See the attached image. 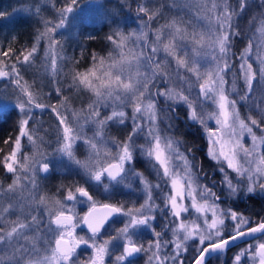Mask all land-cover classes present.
<instances>
[{"label":"snow or ice","instance_id":"obj_1","mask_svg":"<svg viewBox=\"0 0 264 264\" xmlns=\"http://www.w3.org/2000/svg\"><path fill=\"white\" fill-rule=\"evenodd\" d=\"M92 6L103 7L99 3ZM52 7L55 17L42 15L39 0L22 4L13 13L0 11V19L20 15L36 17L40 24L30 48L17 50L10 45L0 49V78L13 85L12 108L18 115V133L14 140L11 136L4 140L11 150L0 159L5 173L12 177L6 187L0 185V264H105L110 246L121 241L122 251L114 264H135L140 253L147 255L145 264H207L245 237L257 242L241 248L233 264H244V257L249 264H264V240L258 238L264 237V217L252 226L250 217L230 207L221 208V197L200 183L202 165L196 163L194 150L182 151V139L169 131L176 119V105L186 106L187 119L201 125L207 134V155L223 174L221 184L227 198H264V107L256 104L258 115L249 112L244 116L238 106L252 97L254 83L264 85V0L255 5L244 31L238 22L253 7L249 0H185L183 4L171 0L169 8L187 9L193 14L190 18L179 14L166 17L163 4L153 8L140 4L139 29L127 32L114 18L106 17L117 24L107 36L112 48L106 55L93 51L89 66L83 70L75 66L66 70L74 58L67 56L60 38L64 30L75 27L74 14L80 4L66 0L64 6L57 8L53 3ZM160 19L164 22L159 23ZM86 20L81 17L80 24ZM154 21L157 26L153 28ZM243 37L247 39L237 56L234 38ZM17 39L12 37L13 44ZM42 44V66L53 82L62 76L69 89L87 92L86 106L71 108L60 87L56 89L62 97L59 107L43 103L42 89L35 80L25 79L24 72L35 65ZM234 56L240 61L239 73L233 72L229 85L226 76L233 71ZM253 56L257 68L250 62ZM160 80L167 87H157ZM238 81L243 82V94ZM260 95L264 98V87ZM209 104L211 109L206 111ZM49 107L58 121L56 147L51 152L46 151L51 141L38 135L39 129L31 124L33 109ZM102 109H111L110 114L102 116ZM3 110L0 107V112ZM129 119L131 131L123 140L108 135L111 123L125 125ZM209 120L215 121V129L208 127ZM89 125L94 126L91 136L85 131ZM253 127L262 135L258 136ZM245 134L251 138V145L243 142ZM25 138L27 145L22 143ZM78 142L88 153L84 159L76 154ZM26 147L31 152L25 151ZM138 155L147 163L148 175L135 168ZM50 157L75 166L84 185L102 186L103 194L109 197L118 186L131 187L132 180H138L143 203L136 206L133 202L130 207L124 202L100 204L88 187L79 184L74 191L69 186L63 198L41 194L37 177L54 167ZM153 175L155 182L150 179ZM84 203L89 205L88 211L80 217L75 208ZM101 209L103 213L97 215ZM157 210L165 217L163 227L171 232V240L163 239L166 233L155 230L152 222ZM185 214L192 218L185 219ZM115 216L126 218L123 226L101 240V230ZM229 219L230 231L226 224ZM81 224L87 226L90 235H76ZM148 229L155 239L147 245L137 242L136 235ZM81 245L92 250L87 260L81 261L77 255ZM169 246L170 251H166ZM190 249L193 254L185 256Z\"/></svg>","mask_w":264,"mask_h":264},{"label":"trees","instance_id":"obj_2","mask_svg":"<svg viewBox=\"0 0 264 264\" xmlns=\"http://www.w3.org/2000/svg\"><path fill=\"white\" fill-rule=\"evenodd\" d=\"M31 2L32 0H0V11H3L5 13H13V11L15 9H18L22 4ZM65 2L66 0H39V3L42 7V15L44 17H54L55 11H53L54 8L52 7V4L54 3L55 6L59 8L64 6ZM78 2L80 4V8L74 14L76 17L74 21L75 27H71L67 30H64V35L60 37L65 42V50L67 56L74 58L72 61L68 62V64L66 65V70L72 68L73 66L83 70L89 66L91 53L93 51L100 55H106L107 52L112 48V45L107 41V36L117 27V24L111 23V21L106 17L114 18L116 21L121 19V22H118V26L121 30L125 32L135 29L134 25L131 22V19H129V17L127 16L132 15L133 18H138L137 8L139 5V0H78ZM233 2H235V0H233ZM95 3L102 4L103 7L95 8L92 6ZM249 3L253 5V7L246 10L242 14V17L238 22L239 29L241 31H244L247 27H249L247 25V20L250 15L255 13V5L259 4L260 0H249ZM94 11H100V14H97V17L95 19H90L89 15L90 13H94ZM178 11L179 13L176 12V14H183L185 18H188L189 15L187 13V9H184L183 11ZM81 17L87 18L85 24L83 25L80 24ZM142 18L147 19L146 17ZM39 26V19L36 17L27 18L20 15H16L13 18L6 17L0 19V49L6 50L10 45L14 46L17 50L22 49L24 46L30 48L33 43L35 31ZM89 35L94 38L87 39ZM13 36H16L18 38L14 44L12 42ZM246 39L247 37L234 38L235 43L233 47V52H235L237 56L239 55V50L244 47ZM42 50L43 44L41 45L39 57L37 58L35 65L24 72L25 79H27L29 82L32 79V75L45 74L40 64ZM0 59H3V57H0ZM12 59L14 60L15 57H13ZM75 60H78L79 63L74 64ZM231 62L234 65V68L232 72H229L227 74L226 79L230 77V79L233 80V72L237 74L239 73V65L238 60L235 58V56L232 58ZM251 62L253 63V61ZM37 65L41 67V70H38ZM43 78H46L48 81H53L52 77L42 76L40 78V83L43 82ZM59 82L61 83V85L64 83V81ZM238 84L241 89L243 87L242 81H238ZM263 86L264 85L257 84V92L255 93L259 95L258 90H260ZM12 88L13 85L8 80L5 82H0V98L3 99L2 101H4L5 99L12 101ZM53 91L51 92L49 88L44 89L42 87V102L48 105H60L58 102V97L53 93ZM255 93H253V95H255ZM256 104H261V107H264V104L262 103H255V108ZM238 106L242 115L247 112H252L253 107L250 106L247 101L240 102ZM255 108H253L254 116L258 115L256 112L257 109ZM47 110L48 109L46 108L43 110V113H41L43 123L40 125V129L38 128L39 132L42 133L43 131L44 134L45 131H48V128L52 123V117L49 113H46ZM173 115L176 117V119L173 120V127L169 131L175 136L182 139V151L185 148H192L194 150L193 155L195 156L196 163L198 165H202V172L199 173V180L204 184L209 183V180H213L216 182V176L218 175V171L213 168L214 164L209 159H206L204 152V140L200 135L199 129L194 124H188L187 122L183 121L181 112L177 111ZM17 120L18 115L17 112L12 108V105L8 106L2 112H0V159H3V156L10 151V145H6L4 143V140L9 136H11L14 140L15 136L18 133V128L16 126ZM165 126L166 122L165 124L161 125L162 128ZM116 135L117 137L122 138V134L115 132L114 137H116ZM137 161L138 162L135 165L139 167L140 165H138V157ZM8 178L9 175L5 173L2 165H0V182L4 184L8 180ZM150 179L155 182V178ZM77 184L84 185V180L82 179V176L78 174L77 171L73 170V168H67L65 170H59L57 168L49 173L46 184L44 185V191L48 195H55L61 197L62 194L68 190L69 186H71V190H73ZM61 185H64V187L62 188ZM84 186L89 188L90 194L93 193L92 186ZM214 188L215 190L218 189V187ZM58 189L59 192L57 191ZM245 200L246 202L241 205V208L238 209L237 212L243 213L246 217H250L251 220L255 222L257 218L253 217V212H248L251 209H248L247 206H249L250 204H252L253 206L254 200V202L259 206L258 213H260L264 209V206H262L264 202H261V200L253 199V197L245 198ZM249 244H253V240L242 243L241 246L243 247H240V249L247 248ZM242 259L244 260V258Z\"/></svg>","mask_w":264,"mask_h":264},{"label":"rangeland","instance_id":"obj_3","mask_svg":"<svg viewBox=\"0 0 264 264\" xmlns=\"http://www.w3.org/2000/svg\"><path fill=\"white\" fill-rule=\"evenodd\" d=\"M170 2H171V0H139V5L140 4H144V5H146L149 8H153L154 6H158L160 4H163V5H165V7L163 9V12H164V15L167 17V16H171L173 14H176V12L179 13L178 10H180V9H171V8H169L168 5H169ZM179 2L181 4H183L185 2V0H179ZM53 11H55V10H53ZM187 13L189 15L188 18L192 17L193 14H192L191 11L187 10ZM97 14H100V11L99 12L98 11H94V13H90L89 18L90 19H95L97 17ZM180 14H182V13H180ZM54 17H55V15H54ZM127 17H129V19H131V22L134 25V28L138 30L139 29V19H140V17L133 18L132 15H129ZM117 22H121V19L117 20ZM163 22H164L163 19H160L159 20V23H163ZM151 26L153 28L156 27L157 26V22L154 21ZM159 56H160V58H163V53H160ZM42 57H43V50H42ZM42 57L40 58V64H41V67H42V69H43V71H44L45 74L44 75H40V74L32 75V79L30 80V82H32L33 80H35V82H36V84H37L38 87H41V89H42V87L44 89L45 88H47V89L49 88V90H51V92L53 90L56 91L57 87H60L62 89L63 96L64 97H68V104H69V106L71 108H74V109H77L78 110L81 107L86 106L89 103V94L87 92H80V91H77L75 89H69L68 86H67V82L63 79L62 76L56 78L57 81H58L57 83H54L51 80L48 81L46 78H43L44 79L43 82L40 83V81H41L40 78L42 76L52 77L50 74H48L46 72L45 68L42 66ZM251 61H253L254 68H257L258 65L256 64V61H255V57L254 56L250 60V62ZM239 64H240V61L238 60V65ZM41 67L39 65H37L38 70H41ZM173 68H175V65L174 64H173ZM53 80H54V78H53ZM227 80L229 81V85H230L232 79H230V77H229ZM5 81H7V79L0 78V82H5ZM59 81H61V82L64 81V83L61 85V83ZM257 84H259V83H254V91H253V93L257 92V89H256L257 88ZM242 86H243V84H242ZM157 87H167V85H165L163 83V81L160 80L157 83ZM258 88H259V86H258ZM242 89H243V87L241 88V93L240 94H243ZM55 91H53V93L55 95H57V93ZM196 91H198V89L194 90L193 95H195V92ZM258 92H259V95L256 94V93H255V95L252 94V97L247 101L249 103V105L252 106L253 108H255V105H254L255 103H262V104H264V102H262V99H264V98H261L260 90H258ZM57 97H58V102L60 104L61 103V100H62V97L59 96V95H57ZM233 98L238 99V97H236V96H233ZM2 100L3 99L0 98V107H2L3 109L7 108L10 105H13V103H14V97H12V101L11 100H7V99H5L4 101H2ZM82 101H83V105H82ZM253 102H255V103H253ZM159 103H160L161 107H164V100H163V98H160ZM57 106L59 107V105H57ZM176 108H177V111H179V112L182 113V119H183V121L187 122L188 124H194L199 129L200 135H201V137L204 140V152H205V156H206V159H209V157L207 155V150H208V137H207V134H206L204 128L201 125H199L197 123H193V122H191L190 120L187 119V114L188 113H187L186 106H184V105H176ZM253 108H252V112H251L252 115H253ZM47 109L48 110L46 111V113H49L51 115V117H52V123H51L50 127L48 128L47 135H45L43 133V131H42V133L38 132V135L45 136V139L46 140L51 141L47 145V147H46V151L51 152L52 149H54L56 147V144L54 143V141H55V132H56V128H57V125H58V121L56 119V115L51 111V108L50 109L47 108ZM210 109H211V105L209 104V105H207V107H206L205 110L207 111V110H210ZM110 111H111V109H102V116L103 115L110 114ZM127 111L129 113V116H130L131 115V109L129 108ZM256 112H257V110H256ZM33 113H34V116H33V121L31 122V124H32V126H35L36 128H39L40 129V125L43 123L42 116H41V113H43V110H41V109H33ZM248 113L249 112L244 113V116H246ZM257 114H258V112H257ZM131 123L132 122H131L130 119L126 122L125 125H119V124H116V123H111L109 125V127H108V135L114 137V133L115 132L116 133H120V134H122V138L121 137H117V135H119V134H117L116 137L119 138L120 140H123L127 136V134L131 131ZM207 124H208V127L211 128V129H215L217 127V125L215 124V121L214 120L207 121ZM93 130H94V126H91V125L86 126V128H85V131L87 132V135L88 136H91L92 135ZM253 131L256 132V134L258 136L259 135H262V133L260 132V129H258V128L253 127ZM138 142H142V141H138ZM243 142L246 145H251V143H252L251 138L248 137L247 134H245ZM22 143L24 145H27L28 144L26 138L22 141ZM10 150H11V146H10ZM25 151L31 152V148L30 147H26L25 148ZM76 154H77V156H79L80 159H84L87 156L88 153H87L86 148H85V146L83 145L82 142H78L77 149H76ZM137 157L139 159V164L138 165H140V166L142 165L143 167H145V166L148 167V165L145 162L144 158L139 157V155ZM50 159H53L55 161L54 167L52 168V170L50 172H52L53 170H55L57 168L59 170L60 169L65 170L67 168L68 169L69 168L70 169L73 168V170L77 171L75 169V166H67V162L66 161L60 162V160H59L58 157H50ZM209 160L214 164V167L213 168H215L218 171V175L216 176L218 183H217V181L215 182L213 180H209L208 181L210 183V185L204 184L201 181H200V183L203 184V185L209 186L210 188H212L213 191H214V187H218V188L221 187V189L220 188L219 189H220V191L222 193L221 194L217 193V194L220 197L221 196L227 197L226 196V189H224L223 186H222V184H221V180H222V175L223 174L219 171V166L214 161H212L211 159H209ZM225 167H226V165H225ZM228 171L230 172V170H228ZM49 173L48 174H45L43 176L38 175V177H37V179L39 181V184H40V193L41 194L46 193L44 191V185L46 184V181H47V178H48ZM8 175H9L8 180L4 184L2 182H0V185H3L4 187H6L7 184L11 182V179H12L11 174H8ZM231 175L232 176H235V173H231ZM45 176H46V178H45ZM82 179L84 180L83 177H82ZM210 179H212V178H210ZM135 181H138V180H132V185L135 183ZM89 185L92 186V189L94 191L97 190V189H99L98 192L100 194H103V188H102V186L101 187H96V186L91 185V184H89ZM121 187L124 188V189H131V191H133L132 190L133 186H131V187L121 186ZM74 190H75V188L72 191H74ZM66 192H64L60 198H63V196L66 195ZM103 195H105V194H103ZM49 196H53V195H49ZM143 200H144V196H143ZM143 200H142L141 203H143ZM160 203L163 206L162 200H161ZM218 203L220 204V207L221 208H228L227 206H225L224 204H222L223 201L220 200V201H218ZM88 206L89 205L87 203L77 204L76 205V208H75V211L80 216V212L78 213L79 207H84L86 209ZM194 215H195V213H193V216ZM209 216H210V213H209ZM191 218L192 217H190L187 214H185V219H191ZM226 224L229 226V231H230L231 230L232 221L229 219V220L226 221ZM75 233H76V235H83L82 233H80L79 227L75 230ZM84 235H86V234H84ZM169 235H170V237L167 240H171L172 239L171 232H169ZM121 243H122V241H121ZM190 243H192V242H190ZM170 248H171V246L166 251H170ZM91 254H92V250L90 248H88L86 245H81L80 248L77 249V255H78V257H79V255L84 256L83 260H87L91 256ZM192 254H193V252L191 254H189V256H191Z\"/></svg>","mask_w":264,"mask_h":264},{"label":"flooded vegetation","instance_id":"obj_4","mask_svg":"<svg viewBox=\"0 0 264 264\" xmlns=\"http://www.w3.org/2000/svg\"><path fill=\"white\" fill-rule=\"evenodd\" d=\"M135 168L139 171H143L145 173V175L149 174L148 171V167L145 166H136ZM201 177V176H200ZM150 178H155L154 175L150 176ZM207 185H210V183H206ZM123 186V185H121ZM121 186H118V188L115 191V194L112 195L111 197L107 196V195H103L100 194L97 190H93L92 195H94V198L100 203H112V204H117L120 202H124L126 204V206H131L133 202H135L136 206H139V204L142 202L143 200V195L142 193L139 191L140 189V184L138 181H135V183L132 185L133 188L131 191V189H124ZM209 187V186H208ZM221 189V187H219ZM215 190L214 191L216 193L221 194L222 192L220 191V189ZM259 195L254 196L253 199H257V200H261V202H264V198H261ZM221 201H223L222 204H224L225 206H227L228 208H232L236 211H238V209L241 208V205L246 202L245 198H241L239 200H231L228 199L227 197H223L221 196ZM161 200L158 199L157 203L161 205ZM262 206H264V203L262 204ZM89 207V206H88ZM88 207L85 209L84 207H79L78 209V213L80 212V217H82L84 215V213L86 212V210H88ZM162 207V205H161ZM248 209H251L248 212H253V217L257 218L255 222H259L261 217H264V209L262 210V212L258 213L259 211V206L258 204H256L253 200V206L252 204H250L249 206H247ZM156 219L152 222L155 230L156 231H160V232H164L166 233V235H164L162 238L167 240L170 235H169V230L164 228L163 225L166 222L165 221V217L164 215L161 214V212L159 210H157L155 213ZM126 218L123 216H115L113 218H110L109 222L106 223L105 227L101 230V234H100V239H107L110 235H115V229L120 228L123 226V222ZM254 219V218H253ZM255 222L253 224H255ZM252 224V225H253ZM79 230L80 233H82L83 235H90V233H88V231H86L85 229H83L81 227V225L79 226ZM261 240H264V237H258ZM135 239L137 240V242H142L145 245H147V243L149 242V240H153L155 239V237L152 235V232L150 229L148 230H142L141 232H139ZM253 240V245L257 242L255 239H249L240 243H237L235 245H232L230 247L227 248V250L219 255V258H212L210 259L207 264H233V257L235 256V254L237 252H239L240 247L242 243L244 242H248ZM116 244H118L119 246H116ZM116 244L111 245L110 246V256L105 258V264H114L115 261V256L118 255L121 251H122V243L120 242H116ZM170 247V246H169ZM192 253V250L190 249L189 252L185 253V256H189V254ZM84 256L79 255V259H81V261L83 260ZM147 260V255L144 253H140L138 254V257L135 260V264H145V261ZM244 264H249V261L247 260V257H244L243 260Z\"/></svg>","mask_w":264,"mask_h":264},{"label":"water","instance_id":"obj_5","mask_svg":"<svg viewBox=\"0 0 264 264\" xmlns=\"http://www.w3.org/2000/svg\"><path fill=\"white\" fill-rule=\"evenodd\" d=\"M40 175H45V174L41 173ZM87 211H88V210H86V212H87ZM103 211H104V210H103V209H101V210H100V212H98V213H97V215H100V214H102V213H103ZM86 212H85V213H86ZM252 226H255V224H253ZM81 227H82L83 229H85L86 231H88V229H87V226H86V225H83V224H81ZM249 239H252V238L245 237L243 241H246V240H249ZM243 241H241V240H237V241L235 242V244H237V243H240V242H243ZM235 244H230V245H229V247H230V246H232V245H235Z\"/></svg>","mask_w":264,"mask_h":264}]
</instances>
